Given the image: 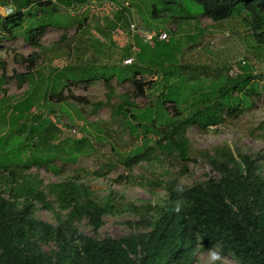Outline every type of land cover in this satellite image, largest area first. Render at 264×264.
Masks as SVG:
<instances>
[{
    "label": "trees",
    "instance_id": "16d2710c",
    "mask_svg": "<svg viewBox=\"0 0 264 264\" xmlns=\"http://www.w3.org/2000/svg\"><path fill=\"white\" fill-rule=\"evenodd\" d=\"M101 1L104 0H0V7L9 5L12 9L11 14L2 17L0 37H5L2 32L9 36L21 33V24L27 22L25 17L30 18L33 26L28 27L29 31H34L27 39L38 34L39 29L50 24H42L37 13L52 19L58 17L53 13L56 12L57 2L65 5L68 14L73 16V9ZM110 1L118 9L110 17L101 16L105 24H98L97 32L102 36H111L116 28L128 32L132 23L142 31H162L161 26H153L152 20L195 19L197 14L194 15L192 11L198 8L200 15L214 24L241 17L249 31L246 44L252 53L264 59V0H149L146 6L149 18L143 17L138 22L144 28H140L133 18L129 0ZM126 2L129 4L127 7L124 6ZM135 6L139 9L137 4ZM53 23L59 25L57 20ZM204 33V29L197 28V33L194 29L192 34H188V42L199 40ZM138 39L135 36V44L140 47L137 63L135 54L130 65H123L117 71L114 67L105 68L111 72V76L116 71L122 79L129 77L134 97H145L148 89H158L155 104L142 108L140 112H133L134 105L130 102L133 94L121 98L116 114L124 118L125 125L135 139L142 134V156L134 152L127 155L117 153L119 161L124 167H129L133 161L144 157L152 142L147 136L152 134L157 137L152 143L159 155L173 156L181 163L189 161L190 156H199L206 160L215 174L188 188H176L168 184L165 188L166 200L162 204L151 205L148 202L144 209L147 214L141 213L140 221L147 230L117 239H97L82 233L74 221L85 218L96 229L102 225L101 218L115 209L117 204L109 201L101 203L90 195V187L69 179L49 184L48 188V194L55 195L54 202L59 211L65 213L63 216L55 213V224L41 221L34 217L35 204L39 203L45 209L52 208V203L40 188L42 179L23 173L22 168L4 167L9 177L0 171V187H3L0 190V264H194L195 254L211 247L230 254L237 264H264V155L249 147L241 150L227 144L215 146L210 149L211 152L197 151L185 136L189 126L204 130L223 123L224 116H234L254 107L255 102L264 106V79L262 76L254 78L245 60L244 64H240L241 73L236 76L207 73L200 79L197 73L188 74L186 69L190 68L189 65L176 64L177 54L158 49L157 45L161 41L151 47L145 43L143 45ZM75 49H71L73 55L78 52ZM130 56V47H126L123 60ZM144 61L158 71L156 79L151 82H143L138 78L143 71L138 64ZM63 70L78 77V83L99 79L108 83L111 79L101 69L95 70L87 64ZM202 70L207 71V68L202 67ZM16 77L19 81L28 78L30 84L34 81L31 75ZM30 88L21 101L26 106L15 110L17 104L12 112L20 111L22 114L33 107L32 102H42L35 100L39 96L32 85ZM235 92H238L237 96H234ZM50 94H46L47 101L56 97L60 103L65 102L62 90ZM69 98L74 103L88 104L84 98ZM169 104L172 109L167 107ZM101 105L98 103L94 107L98 110ZM171 111L172 115H169ZM156 121L159 122L158 127L155 126ZM34 126L32 132L37 133L41 125ZM47 127L59 132V128L49 119ZM261 127L264 129V120ZM40 135L44 137L43 132ZM259 136L264 137V134ZM51 138L50 130H46L45 138H37L33 146L39 143L43 149L50 144ZM81 141L84 140L76 143L80 144ZM85 151L88 154L89 151ZM101 157L105 158L103 155ZM43 158L42 154H35L30 162L49 168L51 160L47 156ZM53 172H56L55 168ZM5 191L7 197L3 196ZM177 207L180 208L179 212ZM50 241L56 243L57 248L44 250L43 245Z\"/></svg>",
    "mask_w": 264,
    "mask_h": 264
},
{
    "label": "rangeland",
    "instance_id": "374dc122",
    "mask_svg": "<svg viewBox=\"0 0 264 264\" xmlns=\"http://www.w3.org/2000/svg\"><path fill=\"white\" fill-rule=\"evenodd\" d=\"M148 1L129 0L133 18L140 28L144 27L138 22L143 17L149 18L146 8ZM134 4H137L139 9ZM55 6L56 12L53 13L58 15L56 18H48L40 12L37 13L42 24H50L44 29H39L38 34L27 39V36L34 31H29V26L32 25L30 18L25 17L27 22L21 24V33L16 32L15 35L9 36L8 33L2 32L5 37H0V129L6 127L0 136V147L4 146L8 153L7 157H14L16 152L13 151V147L17 141L20 142V146L15 150L24 149L26 162L35 154L39 156L42 154L44 158L47 156L51 160L49 168L29 162L30 167L23 169V173L36 175L40 180L42 179L40 188L44 190L47 200L52 203L51 209L42 208L39 203L35 204L36 219L55 224V213L63 216L65 211H59L54 202L55 195L48 194V188L49 184L72 179L77 184L90 187V195L101 203L109 201L118 205L101 218L102 225L96 229L85 218L75 220L74 224L82 233L97 239L105 237L117 239L143 232L147 228L141 223L140 216L142 212L147 214L144 211L145 205L148 202L151 205L162 204L166 200L165 188L168 184L176 188H188L204 182L215 173L211 172L206 160L199 156H190L189 161L181 163L173 156L159 155L152 143L157 137L152 134L147 136L152 142L149 143L150 149L145 151L144 157L133 161L129 167L123 166L117 153L127 155L134 152L142 156V134L135 139L125 125L124 118L116 114V108L121 103V98L127 94L129 96L133 94L130 100L134 105L133 112H140L147 106L152 107L158 89L153 91L148 89L145 97H134L135 92L129 81L130 78L122 79L116 74V69L124 67L126 47H130L132 57L137 54L135 60L136 63L138 62L140 47L135 44L134 34L126 30L122 34L120 30L116 32L115 29L111 36H102L97 32V25L105 24L100 13L89 10L79 13L78 9H73L72 16L64 8L65 5L57 2ZM10 9V6L0 7V25L2 17L10 14ZM192 12L194 15L197 14L195 19L152 20L153 26H161V30L168 36L166 42L157 45L158 49L177 54L176 64L189 65L190 68L186 69L188 74L197 73L200 79H203L207 73L236 76L237 73L232 70V66L237 67V62L243 60L251 67V75L254 78L262 76L264 79V59L252 53L246 44L249 31L241 17L214 24L200 15L198 8ZM55 20L59 25L53 23ZM79 23L82 25L79 26ZM197 28L204 29L205 33L199 40L188 42L189 35L194 29L197 33ZM61 37L64 39L62 40ZM72 47L78 51L74 52V55L71 51ZM78 64H87L95 70L101 69L105 76L111 79L108 83L103 79L78 83V77L63 70ZM138 66L143 69L138 77L143 82L156 79L158 71L155 67L149 66L147 61L139 62ZM109 67L115 68L114 76H111L108 69L105 70ZM202 67L207 68V71L202 70ZM21 74L31 75L34 78L32 84L29 83L28 78L19 81L16 76ZM31 85L39 96L35 100L42 102H32L33 107L28 112L29 118L24 120L25 129L20 127L17 130L13 125V117L9 118V112L17 104L15 110L26 106L21 101L31 90ZM61 90L65 102L60 103L56 97L47 101L46 94L51 95L50 93H58ZM237 95L238 92H235L234 96ZM69 96L84 98L88 104L74 103ZM98 103L102 105L96 110L94 106ZM167 107L171 108V105ZM169 115H172V111ZM224 118L223 123L204 130L194 125L189 126L185 130V136L192 148L211 152L210 149L213 147L227 144L241 150L249 147L264 155V137L259 136L261 133L264 134V129L261 127L264 120V106L260 102H255L254 107L238 112L234 116H224ZM48 119L59 128V132L47 127ZM36 124L41 126L37 133H33ZM155 126H159L158 121L155 122ZM46 130H50L52 137L50 144L45 145L43 149L40 148L39 143L34 147L38 139L45 138ZM20 132L23 136H19ZM40 132L44 133V137L39 136ZM79 140L84 141L80 144L76 143ZM86 149L89 151L88 154ZM81 150L84 151L83 154ZM53 168L57 173L53 172ZM2 173L9 177L7 171ZM2 189L3 187H0V190ZM3 196L7 197V192ZM57 246L50 241L43 245V249L51 250ZM214 254L219 259L214 261L212 259ZM194 264L237 263L230 254L211 247L197 252Z\"/></svg>",
    "mask_w": 264,
    "mask_h": 264
},
{
    "label": "built area",
    "instance_id": "2783aa9c",
    "mask_svg": "<svg viewBox=\"0 0 264 264\" xmlns=\"http://www.w3.org/2000/svg\"><path fill=\"white\" fill-rule=\"evenodd\" d=\"M91 5L93 6L92 8H95V10H93L91 8ZM124 6L127 7L128 3L126 2L124 4ZM117 9H118L117 5L114 4L112 1L104 0V1H101V2H91V3H88V4L82 5L80 8H78V12L83 13L86 10L96 11V12L101 14L100 16H109L110 17L111 14L113 12H115ZM11 10L12 9H10V14H11ZM118 30H120L122 32V34H123V32H124L123 29L116 28V32ZM129 30H130V31H128L129 33L134 34L133 36L138 37L143 43H145V44H147V45H149L151 47L157 41L166 42L168 40L167 34L165 32H163V31H142L140 29H137L136 26L133 23L130 25V29ZM133 59H134V57H132V56L126 58L123 61L124 65L132 64L133 63ZM240 64H244V61L240 62L237 65V67H235L234 65L232 66V70L237 73L235 75H238V73H240Z\"/></svg>",
    "mask_w": 264,
    "mask_h": 264
},
{
    "label": "crops",
    "instance_id": "0c3cea01",
    "mask_svg": "<svg viewBox=\"0 0 264 264\" xmlns=\"http://www.w3.org/2000/svg\"><path fill=\"white\" fill-rule=\"evenodd\" d=\"M20 111H15V112H9V118L13 117V122H17V123H13L14 128H17V130L20 127H24V120L29 118L28 112H24L22 114L19 113ZM6 113V112H5ZM11 127V125L9 126ZM4 129L2 128L0 129V136L4 133ZM25 129V127L23 128ZM19 136H23V133L20 132ZM26 140V139H25ZM20 146V142L16 141V145L13 147V151L16 152V156L14 157H7L8 153L7 151L3 148L0 147V171H5V169H3L4 167L6 168H13V167H18V168H22L25 169L27 167H30L28 164L30 162V160L28 162H26V160H24L26 157V152L24 151V149H20L19 151L15 150L18 149V147Z\"/></svg>",
    "mask_w": 264,
    "mask_h": 264
},
{
    "label": "clouds",
    "instance_id": "9594fccd",
    "mask_svg": "<svg viewBox=\"0 0 264 264\" xmlns=\"http://www.w3.org/2000/svg\"><path fill=\"white\" fill-rule=\"evenodd\" d=\"M177 212H179L180 211V208L179 207H177ZM212 259L215 261V260H217V259H219V257L217 256V255H213V257H212Z\"/></svg>",
    "mask_w": 264,
    "mask_h": 264
}]
</instances>
